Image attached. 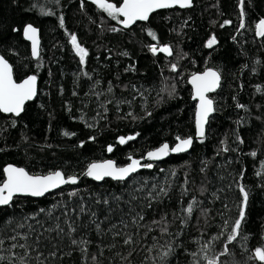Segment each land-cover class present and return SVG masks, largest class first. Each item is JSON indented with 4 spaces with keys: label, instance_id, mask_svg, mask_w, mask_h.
I'll return each instance as SVG.
<instances>
[{
    "label": "trees",
    "instance_id": "trees-1",
    "mask_svg": "<svg viewBox=\"0 0 264 264\" xmlns=\"http://www.w3.org/2000/svg\"><path fill=\"white\" fill-rule=\"evenodd\" d=\"M109 2L120 6L123 0ZM60 15L65 18L63 28L59 25ZM261 19H264V0H245V29H239V0H194L191 8L160 10L148 21L129 28L88 0H83V7L81 0H0V53L13 65L17 81L32 74L39 79L37 97L26 105L20 117L0 113V183L5 179L3 169L7 164L24 167L33 174L63 170L67 175L80 176L94 161L112 158L123 166L130 156L143 157L164 143L175 144L177 136H193L196 102L192 100L188 77L207 67L222 73L221 87L213 95L217 113L210 119L204 143L195 142L189 152L171 155L124 182L107 179L99 183L85 178L75 186L63 187L42 198L15 197L11 206L0 208V221L19 219L40 208L68 201V193L73 189H78L103 218L107 214L105 206L96 205L89 199L90 195L103 197L116 193L123 194L127 200L134 188L146 182L141 196L152 185L169 191L162 202H153L151 208L144 209L145 220L140 222L131 264H154L151 257L156 253L148 248L157 241L166 245L173 240L180 247L167 264H192L189 253L199 248L195 241L210 242L222 230L223 203L231 208L228 216L235 217L234 205L239 204L241 197L232 178L243 170L242 183L250 192L243 224L244 234L249 237L247 250L240 246L244 243L240 241L230 245L233 255L221 260L228 264L233 261L261 264L252 258L255 248L264 246V187L261 186L264 177L256 175L264 162V39L255 35V25ZM225 20H231V25L221 27ZM29 23L41 31L39 59L32 57L30 44L22 34L23 27ZM113 27L121 30L113 32ZM149 29L157 34V40L148 35ZM70 34H75L78 42L89 50L85 66L79 64ZM212 34L218 44L209 49L205 45ZM153 43L171 45L173 56L161 52L154 55L149 49ZM124 52L128 55H122ZM172 63L177 64L178 71L171 70ZM245 64L247 68L242 67ZM84 71L91 79L83 75ZM257 87L262 91L258 92ZM95 93H101L99 98ZM237 103L245 105L247 110L238 108ZM238 120L242 121L239 126ZM65 132L75 135L65 136ZM234 133L244 143H239ZM130 135L136 139L119 143V137ZM225 140L231 151L221 150ZM109 145L113 146L112 152L107 151ZM252 151L257 152L256 157L250 155ZM229 183L231 188L227 187ZM202 185L206 187L203 194L199 191ZM185 186L189 189L186 195ZM220 188L225 191L218 193L221 199L217 200L212 193ZM193 197L202 203L184 227L181 209ZM71 202L76 204L78 198H72ZM120 208L127 211L128 205L121 202ZM200 208L209 209L208 215H202ZM165 215L168 234L161 233L162 225L151 223ZM112 218L118 220L119 213H113ZM180 232L183 234L177 236ZM90 239L94 243L86 255L73 251L71 256L64 257L62 264H93V256L99 264H126L115 253L120 251L126 256L128 247L119 244L116 249L104 247L100 255L95 233ZM110 241L108 237L105 244ZM222 244L223 241L215 243L216 253Z\"/></svg>",
    "mask_w": 264,
    "mask_h": 264
},
{
    "label": "snow or ice",
    "instance_id": "snow-or-ice-1",
    "mask_svg": "<svg viewBox=\"0 0 264 264\" xmlns=\"http://www.w3.org/2000/svg\"><path fill=\"white\" fill-rule=\"evenodd\" d=\"M100 9L107 13L109 17L116 20L124 28H129L137 21H148L150 16L160 9H169L175 6L180 8H191L194 6V0H123L120 6L115 3H110L109 0H92ZM81 7H83V0H81ZM240 8V24L239 29H245V0H239ZM45 15H54L52 12H43ZM123 17V19H121ZM231 20H225L221 27L231 25ZM59 25L64 27L65 18L63 15L59 16ZM113 32L120 31L116 27L111 29ZM13 31H21V29H13ZM23 37L31 42V55L37 59L40 58V40L39 29L33 24L29 23L22 29ZM240 33L238 32L237 35ZM148 35L155 41L157 34L151 29L148 30ZM255 35L264 39V19L259 20L255 25ZM235 40V36L233 37ZM70 42L74 49L75 55L79 58L81 66L86 65V58L89 56L88 48L78 42L75 34H70ZM218 44L217 37L212 34L206 41V47L212 49ZM150 51L155 55L157 52L166 53L169 57L173 56V48L171 45L159 46L153 43L149 46ZM122 55L127 56L128 53L124 52ZM259 63V62H257ZM40 66V65H38ZM131 68V66H129ZM247 68L248 65L242 66ZM131 70H135L132 68ZM172 71H178L176 63L171 64ZM85 77L91 79L87 71L83 72ZM37 76L29 75L22 81L17 82L13 75V65L0 55V113L11 114L15 117H20L25 110V104L32 101L38 94ZM97 84L99 81L96 82ZM190 83L193 85L195 94L193 99L198 100L197 109L195 112V125H196V141L199 143L204 142L207 134V126L210 123V117L216 108L214 100L209 97V93L215 92L221 87L222 73L212 68H207L204 72L199 74H192ZM135 87V86H133ZM243 87V85H241ZM257 91H262L257 87ZM108 92H112L111 82H109ZM76 95L77 93H73ZM97 98L101 93H95ZM108 103H112L111 100ZM120 103L119 101L117 102ZM127 103H131L128 101ZM238 108L247 110L246 106L237 103ZM103 107V105H101ZM70 110V109H69ZM106 110V109H105ZM99 115V113H98ZM128 115H132L129 113ZM151 115V113H148ZM83 120V116L81 117ZM87 124V121H84ZM242 121H236L239 126ZM16 121H12L15 126ZM89 127L93 125L89 124ZM65 136L75 135V133H64ZM138 135V134H136ZM235 139L239 143H244L243 139L234 133ZM95 140V137H90ZM136 139V136L130 135L127 138L119 137V143L125 144L128 141ZM177 143L170 147L168 143L162 144L154 151H148L146 159L148 160H161L171 153H184L188 152L194 144V138L188 136L186 138L176 137ZM224 147L221 149L223 152L231 151L227 145L226 140L222 141ZM83 146V143H81ZM108 152L113 151V146L109 145ZM219 154V153H218ZM252 157L257 156L256 151L250 153ZM131 161L126 166H118L114 160H105L100 163H90L87 170L83 173L84 176L90 177L95 181H104L110 178L114 181L124 182L132 174L138 172L139 169H152L153 163H142L140 159L129 157ZM201 171H204L202 168ZM5 179L0 183V208L11 206L13 200L18 195L42 197L46 194L60 189L65 185H77L80 182L78 175H67L63 170L51 171L46 175H33L30 174L25 168L17 167L14 165H7L3 169ZM175 175V172H172ZM231 175V174H229ZM257 176L264 177V162L260 164V171L256 173ZM224 179V177H221ZM233 182L239 189L240 202L234 205L237 208L235 217H229L228 213L231 208L227 203H223L224 211L220 213L224 217L222 230L216 236L211 238V241L201 243L196 240L195 243L199 245L198 251H192L189 255L192 257V264H228V261H222L221 257L232 256L233 252L230 245L240 244L246 251V242L248 236L244 234L243 224L246 222V210L249 203L250 192L247 186L242 183L244 179L243 170L240 171L238 176H234ZM188 181L185 179V185ZM264 187V185H261ZM146 182L138 188H134L129 193V198L124 199V195H117L112 193L101 197L99 194L89 196V199L94 200L96 205L103 204L106 208L107 214L101 218L98 211L93 209V206L86 202L85 197L80 195L78 189H73L68 193L69 200L54 203L50 208H40L38 211L25 215L22 218H8L5 221H0V264H62L64 257L71 256L73 251L78 250L82 255H86L88 247L94 243L90 236L95 233L99 243L97 244L100 255H103L104 247L109 249H116L118 244L129 248L128 254L125 256L120 251H116L115 255L126 264H131V256L135 252V247L138 243L137 236L141 228V221L145 220L144 209L151 208L153 202H162V198L168 195V188L152 185L150 190L143 196L139 195L144 193ZM228 188L232 187V183L227 185ZM189 189L185 186L183 194H187ZM201 194L206 191L205 186L199 189ZM225 189L220 188L212 195L215 199L220 200L221 195ZM72 198H78V202L73 204ZM141 200L147 203H140ZM121 202L128 205L127 211L120 208ZM202 202L195 197L187 204L181 211L184 213L182 216V225L186 227L191 220L194 212ZM115 205V207H113ZM202 215L207 216L209 209L200 208ZM113 213H119V219L112 218ZM151 223L162 225L160 231L162 234H168L167 217L166 215L161 220H153ZM145 228L148 225H144ZM183 233H177V236ZM111 237V241L105 244V240ZM223 241L222 249L219 253L215 252V243ZM103 246V247H102ZM180 245L176 241H171L166 245H159L158 241L153 243L148 248L149 252H155L156 255L151 257L154 264H167L168 258L175 255L177 248ZM254 259L264 264V246H258L254 250ZM93 264H99L97 257H92ZM232 264H237L233 261Z\"/></svg>",
    "mask_w": 264,
    "mask_h": 264
},
{
    "label": "water",
    "instance_id": "water-1",
    "mask_svg": "<svg viewBox=\"0 0 264 264\" xmlns=\"http://www.w3.org/2000/svg\"><path fill=\"white\" fill-rule=\"evenodd\" d=\"M89 2H91V3H93L92 2V0H88ZM94 4V3H93ZM96 5V4H95ZM175 7H178V8H180L179 6H175ZM181 9H184V8H181ZM160 10H164V9H160ZM160 10H157V11H160ZM156 11V12H157ZM155 13V12H154ZM122 19H123V17H121ZM138 22H146V21H137L136 23H138ZM135 23V24H136ZM135 24H133V25H131L130 27H132V26H134ZM35 26V25H34ZM35 27H37V26H35ZM38 28V27H37ZM39 29V28H38ZM26 40V39H25ZM39 40H40V49H41V42H42V40H41V31H40V29H39ZM27 41V40H26ZM29 44H30V47H31V42L30 41H27ZM83 46V45H82ZM85 47V46H84ZM0 55H3L2 53H0ZM6 58V57H5ZM34 59H37V58H35V57H33ZM207 68H212V69H214V70H217V69H215V68H213V67H207ZM206 68V69H207ZM206 69H204L203 71H198V72H195V73H193V74H199V73H202V72H204ZM13 75H14V69H13ZM32 75H34V74H32ZM191 76L192 75H190L189 77H188V83H189V85L191 86V88H192V100L193 101H195L196 102V109H197V105H198V100L197 99H193V96H194V94H195V90H194V87H193V85L190 83V80H191ZM14 78H15V75H14ZM38 78V77H37ZM16 79V78H15ZM23 80V79H22ZM21 80V81H22ZM17 82H20V81H17ZM222 84V83H221ZM37 88H38V90H39V79H37ZM220 88H218L215 92H212V93H209L208 95H209V97L210 98H212L213 99V95L219 90ZM37 97V96H36ZM35 100V98L32 100V101H34ZM214 100V99H213ZM32 101H28V102H26V104H25V107H26V105L29 103V102H32ZM214 106H215V101H214ZM215 108H216V106H215ZM217 113V110H216V112H214L213 114H212V116L214 115V114H216ZM7 115H11V114H7ZM211 116V117H212ZM211 117H210V119H211ZM195 129H196V125H195ZM197 131V130H196ZM196 131H195V135H193L192 137L194 138V143L195 142H197L196 141ZM206 138H207V134H206V137L204 138V142L206 141ZM203 142V143H204ZM176 143H177V141H176ZM175 143V144H176ZM199 143V142H198ZM169 144V143H168ZM175 144H173V145H170V147H173ZM194 145V144H193ZM161 146V145H160ZM159 146V147H160ZM158 148V147H157ZM157 148H155V149H152V150H150V151H154V150H156ZM192 149V148H191ZM190 149V150H191ZM189 150V151H190ZM188 151V152H189ZM184 153H187V152H184ZM147 154V153H146ZM146 154H145V156H143V157H139V158H136V157H133V156H130V157H132V158H134V159H140L141 160V162L142 163H153V165L155 166V164H157V163H161V162H163L164 160H166L169 156H171V155H179V154H183V153H179V154H176V153H171L170 152V154L167 156V157H165V158H163V159H161V160H158V161H155V160H148V159H146ZM105 160H114V159H112V158H108V159H105ZM105 160H98V161H94V162H92V163H100V162H103V161H105ZM115 161V160H114ZM116 162V161H115ZM131 161H129L128 163H130ZM127 163V164H128ZM117 164V163H116ZM127 164H125V165H123V166H126ZM7 165H9V164H7ZM6 165V166H7ZM11 165H14V166H17V167H21V166H18V165H15V164H11ZM5 166V167H6ZM118 166H120V165H118ZM24 168V167H23ZM143 169H145V168H141V169H139L138 170V172H140L141 170H143ZM27 170V169H26ZM87 170V169H86ZM85 170V171H86ZM28 171V170H27ZM29 172V171H28ZM138 172H136V173H134V174H132V176H134L135 174H137ZM30 173V172H29ZM30 174H33V173H30ZM48 174V173H47ZM33 175H46V174H33ZM132 176H130L128 179H130ZM80 177V181H82L83 179H85V178H89V179H91L90 177H86V176H84L83 174L82 175H80L79 176ZM107 179H110V178H106L105 180H107ZM127 179V180H128ZM93 180V179H92ZM104 180V181H105ZM112 180V179H111ZM126 180V181H127ZM95 181V180H94ZM96 182H99V183H101V182H103V181H96ZM66 186H75V185H65V186H63V187H66ZM62 187V188H63ZM61 189V188H60ZM57 190H59V189H56V190H54V191H52V192H55V191H57ZM52 192H50V193H52ZM50 193H48V194H50ZM47 195V194H46ZM45 195V196H46ZM17 197H31V196H23V195H18ZM42 197H44V196H42ZM42 197H31V198H35V199H38V198H42Z\"/></svg>",
    "mask_w": 264,
    "mask_h": 264
},
{
    "label": "flooded vegetation",
    "instance_id": "flooded-vegetation-1",
    "mask_svg": "<svg viewBox=\"0 0 264 264\" xmlns=\"http://www.w3.org/2000/svg\"><path fill=\"white\" fill-rule=\"evenodd\" d=\"M213 97V96H212Z\"/></svg>",
    "mask_w": 264,
    "mask_h": 264
}]
</instances>
